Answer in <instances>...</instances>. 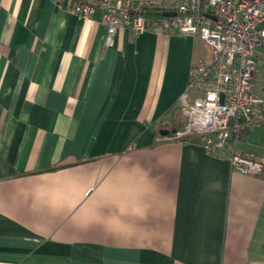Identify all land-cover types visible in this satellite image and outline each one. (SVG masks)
Segmentation results:
<instances>
[{
	"label": "crops",
	"instance_id": "crops-1",
	"mask_svg": "<svg viewBox=\"0 0 264 264\" xmlns=\"http://www.w3.org/2000/svg\"><path fill=\"white\" fill-rule=\"evenodd\" d=\"M0 0V264H264V125L237 150L183 130L199 35Z\"/></svg>",
	"mask_w": 264,
	"mask_h": 264
},
{
	"label": "built area",
	"instance_id": "built-area-1",
	"mask_svg": "<svg viewBox=\"0 0 264 264\" xmlns=\"http://www.w3.org/2000/svg\"><path fill=\"white\" fill-rule=\"evenodd\" d=\"M81 17L100 12L107 46L119 27L139 34L148 28L199 35L209 59L191 68L179 104L183 130L164 140L197 135L208 148H226L233 168L259 173L263 164L241 153L244 130L264 125V0H55Z\"/></svg>",
	"mask_w": 264,
	"mask_h": 264
},
{
	"label": "rangeland",
	"instance_id": "rangeland-1",
	"mask_svg": "<svg viewBox=\"0 0 264 264\" xmlns=\"http://www.w3.org/2000/svg\"><path fill=\"white\" fill-rule=\"evenodd\" d=\"M197 52L199 56L209 59L210 46L205 41H200L197 46Z\"/></svg>",
	"mask_w": 264,
	"mask_h": 264
},
{
	"label": "water",
	"instance_id": "water-1",
	"mask_svg": "<svg viewBox=\"0 0 264 264\" xmlns=\"http://www.w3.org/2000/svg\"><path fill=\"white\" fill-rule=\"evenodd\" d=\"M175 132V131H174Z\"/></svg>",
	"mask_w": 264,
	"mask_h": 264
}]
</instances>
